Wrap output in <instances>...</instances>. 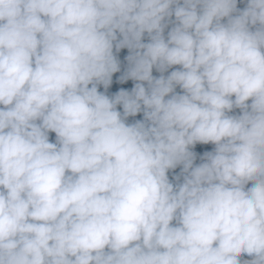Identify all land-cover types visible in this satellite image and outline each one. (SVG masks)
Instances as JSON below:
<instances>
[{"label": "clouds", "instance_id": "clouds-1", "mask_svg": "<svg viewBox=\"0 0 264 264\" xmlns=\"http://www.w3.org/2000/svg\"><path fill=\"white\" fill-rule=\"evenodd\" d=\"M0 264H264V0H0Z\"/></svg>", "mask_w": 264, "mask_h": 264}, {"label": "trees", "instance_id": "trees-1", "mask_svg": "<svg viewBox=\"0 0 264 264\" xmlns=\"http://www.w3.org/2000/svg\"><path fill=\"white\" fill-rule=\"evenodd\" d=\"M118 55V59L121 61V70H123V67L126 65V61L124 60V57L127 55V49H121L120 53L117 54ZM154 75H157V73L155 72V70L153 71ZM120 73H115L113 74V84L110 85L109 89H108V93L111 94L112 92L117 91L120 88H125V89H130L132 87V81L128 80L125 81L123 84H120L116 81V77L119 76ZM100 90H103L102 88ZM140 118V114H138L135 118L133 117H129V122H131L133 119H139ZM54 138V134H50V139ZM201 147L204 148H211V145L208 146H197V151H200ZM176 171H179V169H177ZM171 175V174H170Z\"/></svg>", "mask_w": 264, "mask_h": 264}]
</instances>
